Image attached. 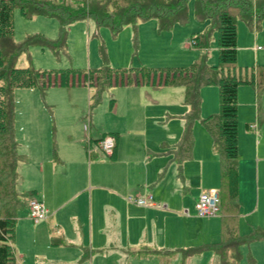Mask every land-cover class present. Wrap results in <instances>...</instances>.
I'll use <instances>...</instances> for the list:
<instances>
[{"label":"rangeland","instance_id":"obj_1","mask_svg":"<svg viewBox=\"0 0 264 264\" xmlns=\"http://www.w3.org/2000/svg\"><path fill=\"white\" fill-rule=\"evenodd\" d=\"M63 2L65 0H56ZM192 1L188 4V22L184 25L175 24L170 31L161 32L157 28L154 19L138 22L135 31L130 27L122 29L115 36L106 28H96L91 20L79 21L70 26L67 39V54L54 55L47 48L38 46L29 47L16 61V67L23 68L31 66L38 70H58L64 68H99L103 63V57L99 49L103 46L105 58L109 66L122 69H133L138 67H183L192 63L199 52L191 46L190 38L193 32H205L208 22L199 23L194 20ZM14 40L20 42L25 34H41L45 38L54 39L57 36V22L51 18L36 17L32 20H25L20 16L19 10L14 11ZM236 71L244 75V69L249 70L253 66H264V19L260 22L259 29L250 30L241 20L236 21ZM208 63L216 65L217 59V34L212 33L208 48ZM243 70V71H241ZM239 85V96L237 100L238 115L237 123L239 131L244 130V122L253 110L252 92L248 85ZM120 85L110 86L102 91L99 103L89 108V96L92 88L87 86H73L70 88L51 86L43 97L37 89L18 88L14 92L15 117L14 129L15 138L20 151L27 154L23 164L18 166V173L22 176L17 182L16 189L20 193L26 190H35V196L40 191L55 184L64 185L69 182L71 175L76 178L84 171V164L81 155L87 153L86 142L88 134H94L116 129L118 139L122 141L121 146L126 147L122 155L125 163L102 167L105 175L118 173L124 180L132 183L139 182L144 178L143 169L136 170V166L149 159L148 172L153 176L157 171V157L147 158L144 148L156 150L158 143L171 133L179 131V120L171 122L152 119L153 108L138 107L135 97L122 99L115 92H120ZM171 97H179V105L174 110L178 115L185 109L182 104V87L171 86ZM181 91V92H178ZM201 113L212 114L218 110V89L216 86H206L201 89ZM111 99H114L112 106H109ZM264 101V92L262 95ZM118 105V115L115 117V107ZM83 126L85 129L83 132ZM199 129L206 137L208 143V160L217 161L215 154L210 150V138L200 121L193 124V130ZM178 129V131H177ZM176 130V132H175ZM108 135V133H105ZM197 146L203 154L204 141L196 137ZM94 146V144H93ZM205 146L207 144L205 142ZM203 147V148H202ZM98 149V148H97ZM100 156L108 160L99 149ZM55 157H54V153ZM86 152V153H85ZM95 153H98L95 151ZM63 157H72L69 164L58 166ZM145 155V160H144ZM203 156V155H202ZM139 160V161H138ZM129 163H136L130 165ZM193 160L186 162L189 171L188 180L190 190L185 189L181 184L180 192L186 197L187 209L195 211L194 205L198 201L200 191L198 190L200 178L198 171L193 172ZM211 164V161H210ZM191 165V167H190ZM195 165V163H194ZM215 165V163H214ZM190 167V168H189ZM108 178V177H106ZM212 183L213 189L219 185ZM238 183V182H237ZM239 187V183L237 184ZM243 185V184H242ZM188 187V186H187ZM195 187V189L193 188ZM154 193V189L153 192ZM263 193V192H262ZM130 194V193H129ZM132 196V195H131ZM264 196V193H263ZM261 195L255 207V193L250 188L247 197V207L239 209L237 225L238 233L246 234L251 226L264 227V198ZM38 198V197H37ZM32 197L26 198V206L17 212L16 221L13 226V238L11 246L13 249V264H35L34 256L42 252L48 240L54 237L58 225L62 229L64 223L57 217L52 216L42 219L36 223L31 221L27 215V203ZM176 216L181 217L174 223L179 225L181 238L187 243L180 242L178 248L194 247L203 242H216L218 236L207 229L204 222L206 219H214L218 228L217 218H197L199 222H188L192 216L182 215L184 208L176 209ZM196 213V211H195ZM197 216V215H196ZM198 217V216H197ZM187 220V221H186ZM216 230V229H214ZM214 234V235H213ZM36 235L37 243L34 236ZM241 259L239 264H250L247 255H251L253 263L264 264V243H255L250 246L240 247ZM211 264H219L217 256ZM184 259V258H182ZM211 254L203 253L193 259V264H210ZM113 264V263H112ZM174 264H177L176 262Z\"/></svg>","mask_w":264,"mask_h":264},{"label":"trees","instance_id":"obj_2","mask_svg":"<svg viewBox=\"0 0 264 264\" xmlns=\"http://www.w3.org/2000/svg\"><path fill=\"white\" fill-rule=\"evenodd\" d=\"M192 1L196 22H208L205 32H193L190 44L198 50L197 58L183 67L114 68L108 65L103 46L99 53L103 63L99 68H64L38 70L31 66L16 67L17 58L31 46L49 49L54 55L67 54L68 29L75 22L91 20L96 28H106L112 36L129 26L135 31L138 22L154 19L161 32L175 24L188 22V4ZM18 9L25 20L36 17L54 19L57 36L48 39L41 34H25L20 42L14 40V11ZM264 19V0H0V264H13L11 246L17 212L26 206V198L34 191L20 193L17 166L26 160L18 151L15 138L14 92L18 88L37 89L44 98L51 86L92 88L89 108L100 101L103 90L110 86L163 85L184 88L183 103L187 107L181 115L183 127L177 143L169 149L171 160L181 165L191 158L193 124L200 121L211 138V148L219 166V240L181 249V256L189 257L204 252L217 256L219 264H239L240 247L264 241V227L251 226L246 234L238 233V149L237 94L240 84L250 85L255 91L257 121L264 127L261 96L264 91V66L236 71V21L241 20L252 31L259 29ZM217 34L216 65H210L208 48L212 33ZM243 71V70H241ZM218 89V110L200 116L203 87ZM111 99L109 106H112ZM248 125H246V128ZM113 135V134H112ZM158 154V153H156ZM162 174V173H161ZM56 244V242L54 243ZM251 264L253 258L247 255Z\"/></svg>","mask_w":264,"mask_h":264},{"label":"crops","instance_id":"obj_3","mask_svg":"<svg viewBox=\"0 0 264 264\" xmlns=\"http://www.w3.org/2000/svg\"><path fill=\"white\" fill-rule=\"evenodd\" d=\"M248 86L252 92L253 110L244 122V130L241 132L238 129L237 133L240 152L237 169L239 209L247 207L250 188L254 190L256 197L254 207L264 193V127L257 121L255 91L250 85ZM170 87L163 85H130L122 86L120 92H115V95L119 96L121 100L125 99L124 96H126V99L133 96L138 107L153 108L150 117L152 119L157 121L160 119L165 122H171L174 119L179 120L178 132L175 130L176 133L165 136L166 138L162 139L156 146V150H150L153 148L149 149L147 146L143 150L147 158L148 156L158 158L156 161L157 171L153 176H150L148 172L149 159L144 164L142 162L140 166H136L137 171L143 169L144 172V178L139 182L132 183L130 180H124L115 172L111 175H105L102 167L125 163L122 161V155L125 153L126 147L123 146L122 148V141L118 139L117 134H111L118 133V130L109 129L101 133L96 130L94 134H88L86 140L84 138L87 153L81 155L84 164L83 174L77 178L71 175L69 182L64 185L55 184L43 191L39 190L38 198L33 195L32 198L41 201L47 209L45 220L52 216L53 218H59L64 223L62 229L59 225L57 226L58 229L54 231L55 238L48 240L42 252L36 253L34 256L35 264H174L175 262L177 264H193V259L203 254L182 259L181 249L185 248L179 249L178 246L180 242L187 243L188 241L181 238L182 233L178 231L180 230L179 225L174 223L175 220L181 217H177V212L174 211H177L178 208H184L182 215L185 217L192 216V219L188 222H199L196 219L201 217L195 213L196 204L194 205V212L187 209L186 197L179 190L181 184L184 185V190L190 188L191 182L187 181L190 170H188L186 162L193 160L195 163V165L192 163L193 172L198 171L200 196L204 191L213 189L214 179L219 185L218 160L205 161V157L208 158L209 145L206 137L200 133L199 129L195 128V131L193 130L194 144L191 158L182 163V178L179 177L178 165L171 160L168 151L180 138L184 123L180 117L187 110V107L183 103L184 88L182 87L181 104L185 109L180 115L172 109L179 105L180 98L174 99L171 97L173 89ZM239 90L238 87L237 100ZM121 104H124L123 100ZM261 105L264 110L262 96ZM119 109L116 104L113 113L115 117L118 115ZM246 125H248L247 128ZM84 130L83 132L87 129ZM105 133L112 135L115 139V148L113 154L108 156V160L103 159L98 151V149L100 150L98 142L103 136L107 135ZM196 137L204 141L203 156L199 154L201 153L200 150L198 152L199 147L197 146ZM210 150L213 154L211 138ZM18 151L24 154L25 157L27 156L25 152L20 151L19 145ZM95 151L98 153H95ZM60 159L62 162H59L58 166L69 164L72 161L71 156L63 157L60 155ZM24 162L19 163L18 166ZM21 178L22 176L19 174L18 181ZM193 188L195 189V187ZM153 189L154 193H152ZM31 191L35 193L34 189ZM131 195L134 197L151 195V201L147 205L140 206L127 200V197ZM208 218L219 219V214ZM200 223H205V227L209 230L211 228L219 240V220L218 228H216L214 219H206L204 222L200 221ZM34 239L37 243L36 235ZM55 242L56 244H54ZM203 243H209V241ZM255 243H264V241L252 244ZM208 253L211 254V264L214 262L215 257L211 252Z\"/></svg>","mask_w":264,"mask_h":264},{"label":"built area","instance_id":"obj_4","mask_svg":"<svg viewBox=\"0 0 264 264\" xmlns=\"http://www.w3.org/2000/svg\"><path fill=\"white\" fill-rule=\"evenodd\" d=\"M83 129H86L83 126ZM98 147L106 155L111 156L115 148V139L112 135L103 136L99 142ZM127 200L137 205H147L151 201V195L146 197L141 196H128ZM196 213L199 217L208 218L215 217L219 214V193L218 190L210 189L204 191L198 198L196 203ZM28 217L34 223L45 219L47 216V209L43 203L36 199H30L27 203Z\"/></svg>","mask_w":264,"mask_h":264}]
</instances>
